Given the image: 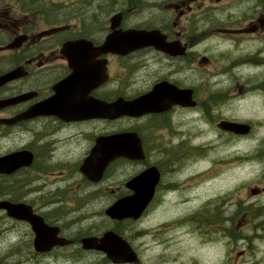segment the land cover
I'll return each instance as SVG.
<instances>
[{"label": "flooded vegetation", "instance_id": "obj_1", "mask_svg": "<svg viewBox=\"0 0 264 264\" xmlns=\"http://www.w3.org/2000/svg\"><path fill=\"white\" fill-rule=\"evenodd\" d=\"M255 68L259 73H246ZM211 69L227 76L224 91L204 88ZM12 72L17 76L0 84V201L31 207L69 241L37 252L30 224L0 210L3 240L18 263L65 261L77 250L80 260L116 264L82 247L84 237L114 231L143 264L133 242L154 233L150 221L162 205V264H248L243 250L200 257L225 242L215 235L231 236V214H264V0H14L0 8V76ZM162 82L189 91V105L167 103L162 111ZM157 85L159 111L100 115L102 103L135 100ZM246 85L255 87L253 118L242 114L248 106L241 112L231 105L252 95L238 91ZM225 119L250 131L224 130L218 123ZM205 131L226 148L254 137L259 174L251 199L232 201L200 185V151L213 144L200 142ZM118 135H125L127 155L108 150ZM89 157L92 167L110 157L101 175L84 172ZM151 169L159 177L146 209L138 217L109 216L117 200L141 197L145 186L135 180ZM104 220L110 226L102 227ZM180 229L201 237V249L177 252ZM10 258L0 248V264Z\"/></svg>", "mask_w": 264, "mask_h": 264}, {"label": "rangeland", "instance_id": "obj_2", "mask_svg": "<svg viewBox=\"0 0 264 264\" xmlns=\"http://www.w3.org/2000/svg\"><path fill=\"white\" fill-rule=\"evenodd\" d=\"M7 3L14 4V0H0V8H4V5ZM255 69L247 70L246 73H259V70H257V68ZM204 79L207 80L205 83L208 84V86L204 88L220 89L224 91L228 87V83L226 81L227 76L218 69H211L209 71L207 70ZM247 86L248 85L238 88V91H240L242 88V90L244 91L243 94H245V96H248L250 94L252 95L249 98L247 97L248 99L246 98L245 101H240L239 98V101H235L234 103V101L232 100L231 105H234L235 109L240 110L241 112L245 106H248L245 112H243L242 114L246 118H253L255 117V102L253 98L255 87L254 85L250 87ZM200 93L202 94L204 92L201 91ZM235 94H239L236 92V88ZM227 105L228 104H224L223 110L224 108L226 109ZM198 126L200 129H205V124L201 121H199ZM206 132L207 131H205L202 137H200V142L212 140L213 144L207 146L206 149H208L210 146H212V148H210L205 153V155L199 158L200 161L198 163V169L201 173L198 181L200 185L205 187L208 184L213 185L215 191L214 195H217V191L219 189H222V195H229L231 200L238 198H241L242 201L251 199V187L258 184L259 174V166L255 161L257 142L254 140V137L248 138L242 143H236L238 145L235 146L230 144L228 146L229 148H225V146L219 147L218 143L220 141L217 140V135L214 132ZM240 154L247 155V158H250L252 160L247 162L245 165H242L243 163H236V158ZM202 159L207 160L201 161ZM212 176L214 179H208V177ZM217 176L218 178H216ZM211 180L213 181V183H210ZM260 199L264 200V195L260 197ZM157 209H160L161 213H159L154 219L150 221L151 224H154V233L151 235H145L143 238L137 239L133 242V245H135V247L139 251L143 264H162V240L166 238L167 231L165 227H162V220L164 219L162 217V205H160ZM254 217L255 215L247 216L242 214H235L233 216L234 224H232L230 227V234L232 236H223L222 233L215 235V237H217V240L223 239L225 242L222 241L223 243L220 247L214 246L208 252H203L200 259L209 261V259H211L218 253L226 255V252H229L230 255H237L239 251L243 250L244 257L246 261H248V264H264V226L261 225L260 228H257L259 225L257 227H254L253 225L257 223L264 224V214H261L258 217V222V219H254ZM103 226H110V223L104 220L102 223V227ZM1 228L2 222L0 217V248H3L4 254H6L7 256H11L10 259L6 260L5 264H101L100 261L102 260L98 261L92 257H86L87 260L83 258L81 260L78 259L80 257V253L77 250L75 253H73V256L64 257V259H66L65 261L56 262L46 259L40 261L42 258H38L35 262L21 261V263H18L19 257L15 255L16 251L14 250V246L11 245V243L3 240L4 233H2L3 231ZM179 231H181L182 234L178 235L177 237V252L183 249V251H186L185 254L189 255L195 253L196 249H201V237H199L198 235L186 236L183 229H180ZM126 235L129 236L128 233H126ZM192 247H194L193 251ZM69 250L70 249L68 248L67 251L69 252ZM81 254H84V252H82ZM94 257L97 258L96 256Z\"/></svg>", "mask_w": 264, "mask_h": 264}, {"label": "water", "instance_id": "obj_3", "mask_svg": "<svg viewBox=\"0 0 264 264\" xmlns=\"http://www.w3.org/2000/svg\"><path fill=\"white\" fill-rule=\"evenodd\" d=\"M16 76L17 74L15 72L1 76L0 84H3ZM158 90L159 87L157 86L153 93L133 102H125L123 99H119L117 102L111 105L102 103L100 106V115L103 117H119L125 114L139 115L148 111H159ZM190 98L189 91L180 90L174 85L162 82V111L165 109V105L167 103L189 105ZM220 127L239 134L247 133L250 129V126L247 124L229 121L220 122ZM124 137L125 135H118L113 138V140H115L113 142L116 144L112 148L108 149L111 151L112 155H127L129 148L124 145L125 143H123ZM105 142H108V140L103 139L101 142L102 145ZM109 158H107V162ZM91 162L92 157H89L86 160V164L83 166L84 172L89 174L91 170H95L98 175H101L107 162L105 164L104 161L102 165L97 167H92ZM1 167L2 166H0V169H2ZM158 177V172L155 169L145 172L141 177L135 180V182L145 186V188L141 190V197L119 199L109 206V208L106 210V213L113 218H123L129 216L138 217L152 199L154 186L158 180ZM0 208H6L10 215L21 219H26L31 223L36 234L34 239V246L36 250L48 251L55 245H63L68 242L66 239L57 236V229L55 227L48 226L40 217L29 213V209L25 205L0 202ZM82 244L84 248H94L106 252L108 257L114 262H130L136 260V254L130 245L112 231L104 233L101 238L85 237L82 240Z\"/></svg>", "mask_w": 264, "mask_h": 264}]
</instances>
